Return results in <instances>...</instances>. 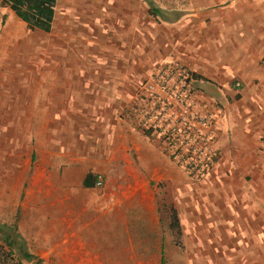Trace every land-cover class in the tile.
Returning <instances> with one entry per match:
<instances>
[{
    "label": "crops",
    "instance_id": "1",
    "mask_svg": "<svg viewBox=\"0 0 264 264\" xmlns=\"http://www.w3.org/2000/svg\"><path fill=\"white\" fill-rule=\"evenodd\" d=\"M111 1L104 15L106 31L96 34L94 49L87 46L92 45L87 42L93 37L91 25L88 31L75 27L71 34L69 25L59 28L57 70L44 73L43 79L53 82L55 104L61 107L48 120L56 124L46 126L87 128V122H92L88 115L94 114V127L106 130V147L97 150L98 155L103 152L111 159L116 153L128 155L132 149L141 183L96 186L93 180L99 169L86 170L78 184L55 186L56 200L43 204L46 209L39 212L40 224L33 212V220L18 222V233L27 242L30 238L41 242L34 252L37 258L55 252L58 264H160L163 226L149 181L170 175L154 143L142 132L139 137L123 114L129 111L152 63L173 55L192 71L195 84L222 104L216 126L215 144L222 154L217 171L228 173L225 185L236 194L234 216L226 226L223 209L217 204L210 207L202 188L175 193L173 206L181 238L189 246L186 264H207L209 255H216L209 242L231 237L239 251L235 256L248 252L253 264H261L264 231L256 226L264 227V217L257 213L263 218L257 222L253 202L246 196L255 180L264 187V18L237 20L236 11L223 10L217 15L215 33L210 36L207 30L193 35L205 27L193 23L204 22L209 15L206 10L184 13L190 18L174 16L156 23L146 18L144 0ZM237 21L243 24L240 30L234 24ZM160 24L165 29L156 32ZM210 39L216 41L215 47H198L200 41ZM162 43L166 48H160ZM87 173L90 176L85 180ZM27 209L23 208L25 217Z\"/></svg>",
    "mask_w": 264,
    "mask_h": 264
},
{
    "label": "rangeland",
    "instance_id": "2",
    "mask_svg": "<svg viewBox=\"0 0 264 264\" xmlns=\"http://www.w3.org/2000/svg\"><path fill=\"white\" fill-rule=\"evenodd\" d=\"M144 2L146 18L148 15L156 23L174 16H183L184 13L189 14L192 10H206L209 15L204 22L193 23L194 26L205 27L196 29L193 35L205 34L203 32L207 30L210 31L208 32L210 36L211 33H215L213 27L217 15L223 10L236 11L237 20L249 16L250 20L258 22L260 18H264V0H144ZM111 3V0H55L54 18L49 32L28 29L7 7L0 5V241L6 234L16 237V240L21 239L26 250L33 252V255L40 248L41 242L32 238L29 242L25 241L17 231V224L22 219L33 220V212H36L35 221L40 224L39 212L46 209V205L43 204L56 200L55 186L78 184L83 173L93 168L95 171L99 169L97 174L102 176V184L141 183L142 175L137 171V160L132 149H129L128 155L116 153L111 159L103 152L98 155L97 150L103 151L106 147V130L94 127L93 121L96 120L94 114L88 115L92 122H87V128L62 130L46 126L56 124L48 120L53 119L57 107H61L55 104L58 99L54 94L56 88L53 87V82L43 79L44 73L57 70L59 28L61 25H69L68 31L71 34L75 27L78 29L79 26L88 31L91 25L94 27L93 37L87 38V42H92V45L87 46L94 49L96 34L104 35L106 31L104 15ZM154 10H159V13L154 14ZM68 16L69 21L63 20ZM184 16L190 18L189 15ZM234 24L239 30L243 25L238 21ZM101 25L103 28L99 31L98 26ZM159 29H165L164 25L160 24V28L155 31ZM215 44L216 41L212 39L208 42L202 40L198 47L213 48ZM160 48L166 47L162 43ZM86 58L92 59L89 55H86ZM191 73L184 62L173 55L156 59L142 82H139L137 93L130 102L131 107L123 114V118L130 121L134 131L139 132V137L142 132L149 142L154 143L164 158L162 165L168 169L170 176L153 177L149 181V185L154 187V200L159 209L162 208L161 204L166 206L173 204V197L180 189L201 190L195 189L199 187L206 193L205 200L210 207L217 204L221 207L219 210L223 209L224 224L227 226V221L234 216L232 207L236 206V194L229 192L225 185L228 173L217 171L222 154L215 144L216 126L218 117L222 114V104L203 92L195 84V78L191 77ZM150 83L151 88L147 87ZM167 104H171L170 109L173 111L169 126H174L175 132L180 133L185 128L183 122H188L193 137L194 133L204 135L214 152V158H210L200 174H193L186 160L166 149L165 132L169 131V126L163 120L168 113H162L161 108ZM157 112L160 113L157 115ZM83 115L85 114L81 112L80 119L81 117L83 119ZM202 120L204 122L201 123ZM258 183L261 185L260 189ZM255 184L253 187L251 183L249 184L246 199L253 202L252 214L259 223V218H262L259 214L264 217V187L258 179L255 180ZM256 187L257 192L254 191ZM229 202H232L231 207L227 205ZM24 207H27L29 212L26 217ZM163 212H160L163 226L160 264H186L188 258L186 249L189 246L181 237L179 245L173 242L167 224L165 225L167 219ZM230 226L232 229L235 227L232 224ZM256 228L264 231L262 225ZM209 249L216 255H209L207 264H253L248 252L237 253L235 256V252L239 251L232 237L224 241L218 239L209 242ZM17 254L20 255L18 252ZM39 258L43 264H58L55 252ZM261 261L263 264L264 255L261 256Z\"/></svg>",
    "mask_w": 264,
    "mask_h": 264
},
{
    "label": "trees",
    "instance_id": "3",
    "mask_svg": "<svg viewBox=\"0 0 264 264\" xmlns=\"http://www.w3.org/2000/svg\"><path fill=\"white\" fill-rule=\"evenodd\" d=\"M0 5L7 7L28 29L49 32L54 16L55 0H0ZM154 12H157V10H154ZM191 77L195 78V75L191 73ZM89 176L90 173H87L85 180ZM84 183L86 182L84 181ZM161 207L160 212L164 211L163 213L167 219V228L171 233L173 242L179 245L181 229L176 210L172 203L168 206L161 204ZM16 239V237L14 238L7 234L1 238L0 264H25L24 262L43 264L40 258L26 250L21 239Z\"/></svg>",
    "mask_w": 264,
    "mask_h": 264
},
{
    "label": "built area",
    "instance_id": "4",
    "mask_svg": "<svg viewBox=\"0 0 264 264\" xmlns=\"http://www.w3.org/2000/svg\"><path fill=\"white\" fill-rule=\"evenodd\" d=\"M147 87L151 88L152 83L148 84ZM170 105L171 104H167L165 107L161 108L162 113H168L166 118L163 120L167 126H169V121L171 120L170 116L173 113L170 109ZM159 113L160 112H157V115ZM155 118H157V116H155ZM202 122L204 121L202 120L201 123ZM183 125L185 128L182 129L180 133L179 131L177 133L175 132L174 126H169V131L167 133L165 132L166 136L164 143L166 149L172 152V154L179 155L180 158L186 160L188 167L192 168L193 171H191L193 174H200L209 163L210 158H214V152L207 144L206 137L204 135L194 133L195 137H193L190 124L188 122H183ZM102 183V176L100 174L96 175L94 177L93 184L99 186Z\"/></svg>",
    "mask_w": 264,
    "mask_h": 264
}]
</instances>
